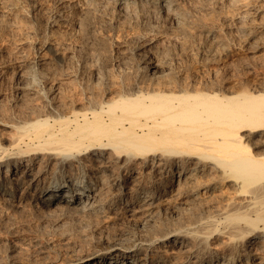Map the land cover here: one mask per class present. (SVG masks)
Here are the masks:
<instances>
[{
    "label": "bare ground",
    "instance_id": "obj_1",
    "mask_svg": "<svg viewBox=\"0 0 264 264\" xmlns=\"http://www.w3.org/2000/svg\"><path fill=\"white\" fill-rule=\"evenodd\" d=\"M2 243L264 264V0H0Z\"/></svg>",
    "mask_w": 264,
    "mask_h": 264
},
{
    "label": "rangeland",
    "instance_id": "obj_2",
    "mask_svg": "<svg viewBox=\"0 0 264 264\" xmlns=\"http://www.w3.org/2000/svg\"><path fill=\"white\" fill-rule=\"evenodd\" d=\"M80 47H81V46H80ZM81 51H82L81 49H77V50H76V53H80ZM237 53H239V52L235 51V52L231 53V55H230V59H231V60L235 59V58L237 57ZM235 56H236V57H235ZM232 57H233V58H232ZM252 75H254V74H252ZM0 245H1V248H2L1 253H2V252L4 253L5 248H3V247H5L6 245H3V243L0 244ZM2 245H3V246H2ZM1 253H0V255H1Z\"/></svg>",
    "mask_w": 264,
    "mask_h": 264
}]
</instances>
